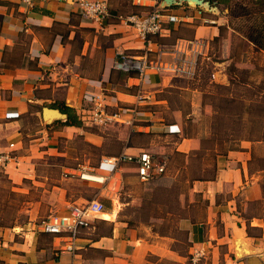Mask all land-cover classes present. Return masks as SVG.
<instances>
[{
  "label": "crops",
  "instance_id": "1",
  "mask_svg": "<svg viewBox=\"0 0 264 264\" xmlns=\"http://www.w3.org/2000/svg\"><path fill=\"white\" fill-rule=\"evenodd\" d=\"M30 1L31 5L24 0H0V152L14 157L0 172L7 176L11 192L25 195L38 186L47 193L51 209L59 213L96 199H92L91 181L81 178L89 174L82 164L89 159H75L76 168L65 167L62 161L67 153L60 143L81 139L89 149L100 150L93 175H106L99 163L102 157H111L103 153V144L114 129L91 126L87 116L93 97L98 96L109 110L137 109L134 132L124 128L125 135L116 136L124 143L123 153L147 150L165 158L170 171L186 176L176 198L177 209L162 207L160 217L153 220L148 215L133 224L125 218L135 209L117 201L116 188L122 184L117 170L100 184L110 190L112 208L87 219L73 256L59 251V240L51 235L42 234L48 240L41 246L34 233L29 238L21 228L13 233L0 228V264H191L194 253L202 254L198 264H264V141H241L216 156L214 178L191 180L194 164H205L195 163L192 153L209 138L214 116L212 106L204 102L208 93L194 83L197 76L191 80L151 71L127 77L113 68L119 51L150 56L160 52V60L171 63L177 51L199 41L204 44L197 57L200 62L209 60L211 41L220 42L222 58L213 63L212 75L216 85L228 87L235 78L224 66L232 63L238 72H249L254 66L250 60L233 61L232 41L247 45L243 55L253 58L264 52L236 33L227 17L226 21L182 15L183 4L166 7L163 0H125L118 5L119 10L133 7L134 12L124 16L158 6L166 9L163 33L146 42L112 15L102 24L80 18L72 0ZM171 16L175 22L168 21ZM198 21L213 23L197 25ZM62 107L72 110L81 126L64 125L68 116ZM43 108L56 109L66 118L48 123ZM190 122L196 124L194 130ZM137 137L144 140L134 142ZM178 158L183 159L181 164ZM128 166L134 171L133 164ZM15 237L23 241L16 243Z\"/></svg>",
  "mask_w": 264,
  "mask_h": 264
},
{
  "label": "rangeland",
  "instance_id": "2",
  "mask_svg": "<svg viewBox=\"0 0 264 264\" xmlns=\"http://www.w3.org/2000/svg\"><path fill=\"white\" fill-rule=\"evenodd\" d=\"M124 1L125 0H112L110 4L109 2H107L109 10H117L119 13H121L122 16L134 12L133 7H125V9L121 10L118 9V5L120 3H123ZM183 7L185 9L183 11H179L182 15H195L196 17H200L201 19H215L214 17H220L227 21V19L225 18L228 13L227 9H219L218 13H212L200 9L194 6V4H183ZM196 11H199V13H196ZM201 24L206 25L205 22H197V25ZM222 35L226 36L224 32ZM231 43L233 49L231 53L232 57L234 58V62L238 61L245 63L250 60L255 66V68L253 66V69L249 70V72H247L246 70H243L246 72L240 70L243 73H240L238 71L233 73V67L231 66L233 65L232 63L224 66V70H226L225 72L228 73L230 78L234 77V80L236 82H243L244 86H234L231 88L236 91L237 96H241L240 100L247 103L250 96L249 94L252 90L251 88H249L250 83H252V81H255V83L259 84L263 81L264 55H254L253 58L252 56L243 55L244 53L242 51L247 50V45L244 44V46H242L240 43L235 45V42L233 41ZM223 47L224 45H222L220 42L216 43L211 41L209 60L200 62L198 61V72L196 77L197 79H195L196 81L194 83L200 86V90H204L208 93L204 97V102L205 104H209L210 106H212L215 112L212 121H214L217 127H212L213 130H218L219 133L227 135V133L233 132L234 130L236 131V129H238L239 127L233 121V118L235 117L234 114H237V112L242 113L243 117H241L245 122L244 118L249 116V106L239 105V107H235V109L232 110V106L227 105L225 101L227 95L230 94V91L227 92L224 90H220L219 88L214 86L215 83L212 75L214 72L213 63L221 61V51ZM173 98L177 103L180 100L176 96H174ZM258 111L262 115V112L264 111V104ZM216 117L217 120L215 119ZM190 125V130H192V128L194 130L196 124H192L190 122ZM125 127L126 126L124 125L115 124L105 128L106 131H108L109 128L114 129V131L111 132L109 140L105 141V144H103L104 154L117 156L123 153L124 143L121 140H117L116 136L118 135V132H120L121 135H125ZM139 138L141 137H137V140H134V142L144 140L143 138ZM60 145L67 153L66 159L62 161V165H64L65 167L76 168L77 160L75 159L83 162L88 158L89 160L85 163L81 162L85 166V172L89 174H93L96 172L95 169L97 166V158L98 155L102 154L100 150L89 149L81 139H76L70 142L63 141L62 143H60ZM182 160L183 159L178 158V163L181 164ZM128 165L129 164L121 163L117 168L118 174H120L122 181L120 187L116 188L117 201L120 205L128 203L131 208L135 209V214H129V216H127L125 219H130V223L134 224L133 220H146L148 218V215L150 217L152 216L153 220L160 217L159 214L166 206L177 209L178 203L176 201V198L181 190L183 183L182 179L184 178V174L182 173V171L176 170L175 172H172L168 168H166V171L162 176L155 178L148 183H140L135 178V168L133 171V169L131 167L129 168ZM64 171L65 169H61L60 173L63 174L65 173ZM90 183L91 188L93 189L92 195L94 196L92 199L96 198L97 200H99L104 207V211L110 210L112 208V205L111 201L107 197V195H109L110 193L107 185H100L92 182ZM151 196H153L154 199H151ZM49 202L50 200L47 199V193L44 192V189L39 188L38 186L31 189L30 192L25 195L12 193L11 185L7 179V176H5L4 173L0 172V228H3L6 231L10 230L11 233H13L12 230L14 231L15 229H17L18 231H20L21 228L25 233L29 234V238L33 233L35 234V238H41L43 234L40 231L42 222L47 220L49 216L59 213L58 211L51 209L52 204ZM29 238L26 237L25 239ZM47 240L48 238H41L40 243L42 241V244L40 245L44 246L45 243H47ZM13 241L16 243H21L23 241V238L21 239L15 237Z\"/></svg>",
  "mask_w": 264,
  "mask_h": 264
},
{
  "label": "built area",
  "instance_id": "3",
  "mask_svg": "<svg viewBox=\"0 0 264 264\" xmlns=\"http://www.w3.org/2000/svg\"><path fill=\"white\" fill-rule=\"evenodd\" d=\"M27 5H31L30 0H24ZM76 5L80 18L102 24L107 21L111 14L108 4L104 0H72ZM166 9L158 6L150 11L117 17L124 25L132 29L142 40L147 41L153 36H160L163 31V12ZM169 22H175L176 18L169 17ZM212 24L211 21H204ZM204 44L194 41L187 44V49L177 51L171 63H164L160 60V52L156 56L147 53L142 55H132L125 51L116 54L113 64L115 71L122 73L136 72L140 77L148 72L167 73L182 78L194 80L198 72L197 57L201 55ZM137 109L119 107L109 110L108 105L100 96L93 97L92 108L88 116L91 126L102 129L110 125H124L132 128L135 126V115ZM14 160L10 153L0 152V171L4 170L8 163ZM133 164L136 169V177L141 183H148L155 178L162 176L167 167L165 158H156L147 151H140L137 155L121 153L117 156L102 157L99 167L103 168L106 175L83 174L81 178L87 181L104 184L117 171L121 164ZM87 175V176H86ZM104 212V207L100 201L94 199L87 204L77 207L69 206L65 212L53 214L42 222L40 231L51 235L59 240V251L74 255L77 250L78 233L87 223L91 216H98ZM202 258L201 253L191 255V264H198Z\"/></svg>",
  "mask_w": 264,
  "mask_h": 264
},
{
  "label": "trees",
  "instance_id": "4",
  "mask_svg": "<svg viewBox=\"0 0 264 264\" xmlns=\"http://www.w3.org/2000/svg\"><path fill=\"white\" fill-rule=\"evenodd\" d=\"M206 1H209L210 4L217 6L220 10L227 9L228 13L226 17L227 19H229V26L240 36L251 42L258 50L264 52V0ZM110 14L114 17L121 16V14H119L117 10L110 11ZM223 30V28H220V33H222ZM149 40L150 38L147 39V41ZM232 72L235 73V69H233ZM243 72L240 71V73ZM126 76L135 77L139 75L136 72H130L127 73ZM214 86L219 88L220 90H224L227 92L230 91V94L227 95L225 101L227 105L232 106V110L235 109V107H239V105H248L249 116L244 118V122L242 119V113L237 112V114H234L235 117L233 118V121L239 127L238 129H236V131L234 130L233 132H229L227 133V135L221 134L218 132V130H213L212 128V132L209 138L202 140L200 149L192 153L191 158L195 163H197V161H204L205 164L203 165V167L201 166V164H194V166L190 170L191 180H204L207 178H214V174L216 171V156L225 155L228 150L235 148L236 145L241 141H264V111L262 112V115L258 111L264 104V75L263 81L261 83H250L249 88H251L252 90L249 94L250 96L247 103L240 100L241 96H237L236 91L231 88L234 86H240L239 83L234 79H230L228 87L216 84ZM62 112L67 114L68 116L67 120L63 123L64 125L76 127L81 126V121L77 119V116L72 110L67 107H62ZM215 119L217 120V117ZM212 127H217L214 121H212ZM125 128H127V130H130L131 133L134 132L130 127L126 126ZM90 149L98 150L94 147H90ZM184 175L186 176L185 172Z\"/></svg>",
  "mask_w": 264,
  "mask_h": 264
},
{
  "label": "water",
  "instance_id": "5",
  "mask_svg": "<svg viewBox=\"0 0 264 264\" xmlns=\"http://www.w3.org/2000/svg\"><path fill=\"white\" fill-rule=\"evenodd\" d=\"M193 3L194 6L200 7L205 9L208 12H216L218 11V8L215 5L210 4L209 1L206 0H163V6L171 7L174 5H181V4H191ZM42 117L45 121L48 123H51L52 121L59 120V119H65L66 115L62 114L56 109L51 108H43L42 109Z\"/></svg>",
  "mask_w": 264,
  "mask_h": 264
},
{
  "label": "bare ground",
  "instance_id": "6",
  "mask_svg": "<svg viewBox=\"0 0 264 264\" xmlns=\"http://www.w3.org/2000/svg\"><path fill=\"white\" fill-rule=\"evenodd\" d=\"M191 5H193V3H191ZM87 176V175H86Z\"/></svg>",
  "mask_w": 264,
  "mask_h": 264
}]
</instances>
